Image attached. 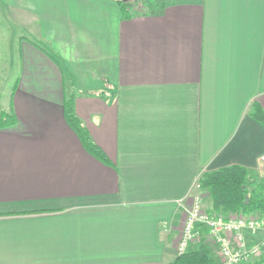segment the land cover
Segmentation results:
<instances>
[{
    "label": "crops",
    "instance_id": "crops-1",
    "mask_svg": "<svg viewBox=\"0 0 264 264\" xmlns=\"http://www.w3.org/2000/svg\"><path fill=\"white\" fill-rule=\"evenodd\" d=\"M18 23L31 38L7 35ZM71 96L108 162L67 122ZM253 104L264 0H0V264L173 262L205 173L243 166L258 191ZM245 236L263 243L264 228ZM201 244L219 263L208 237L187 251Z\"/></svg>",
    "mask_w": 264,
    "mask_h": 264
},
{
    "label": "trees",
    "instance_id": "trees-1",
    "mask_svg": "<svg viewBox=\"0 0 264 264\" xmlns=\"http://www.w3.org/2000/svg\"><path fill=\"white\" fill-rule=\"evenodd\" d=\"M123 13L125 17L131 16L124 4ZM250 114L264 127V107L259 104H253ZM65 115L67 122L81 138L85 148L101 161L108 162L105 153L96 145L88 130L77 116L72 96L66 99ZM10 122H12V120H8V118H0V125H6ZM249 176V170L239 165H232L205 173L201 179V184L203 189L207 190L210 194L212 208L209 209V211L223 214L241 212L247 215L260 212L264 215V197L255 196L250 192L248 185ZM257 189L259 192H264V179L259 181ZM247 196L249 197L248 203H246ZM169 264L218 263L210 257L208 246L206 244H201L198 250L192 252L186 251L178 255L177 258ZM255 264H262V262H256Z\"/></svg>",
    "mask_w": 264,
    "mask_h": 264
},
{
    "label": "built area",
    "instance_id": "built-area-1",
    "mask_svg": "<svg viewBox=\"0 0 264 264\" xmlns=\"http://www.w3.org/2000/svg\"><path fill=\"white\" fill-rule=\"evenodd\" d=\"M264 160V155L261 157ZM197 192L191 194V205L186 211L185 220L178 242V255L187 251L191 242H200L204 237L212 239L218 246V264H247L263 253L264 242L248 246L243 230L250 228L256 232L264 228V215L234 213H214L204 206L201 180L194 186ZM206 230V235L203 233Z\"/></svg>",
    "mask_w": 264,
    "mask_h": 264
},
{
    "label": "rangeland",
    "instance_id": "rangeland-1",
    "mask_svg": "<svg viewBox=\"0 0 264 264\" xmlns=\"http://www.w3.org/2000/svg\"><path fill=\"white\" fill-rule=\"evenodd\" d=\"M28 26H26L25 24H22V23H18L17 26H14L13 30H11L7 35L11 34L12 35V31H17L19 33H21V35L25 36L26 38H31L30 36V33L28 31ZM19 67L18 68L16 67V72L14 71L13 73L10 71L8 75V77H6L7 81L6 83L3 85V92H2V99L3 100H7L9 97H10V93L12 92V90H14V85L16 83V80L18 79V74H19ZM253 187V185H252ZM251 193L255 196H262L264 197V192H259V191H253L252 188H251ZM256 215H260V213H255ZM263 215V214H262ZM259 231V230H258ZM243 236H244V240H245V243L248 245V241L246 239V236H245V229L243 230ZM260 242L258 243H255L253 244L252 246L254 245H257V244H260ZM249 246V245H248ZM188 248V247H187ZM254 262H249L248 264H255L256 262H262V264H264V248H263V253L257 257L255 260H253Z\"/></svg>",
    "mask_w": 264,
    "mask_h": 264
},
{
    "label": "water",
    "instance_id": "water-1",
    "mask_svg": "<svg viewBox=\"0 0 264 264\" xmlns=\"http://www.w3.org/2000/svg\"><path fill=\"white\" fill-rule=\"evenodd\" d=\"M248 202H249V197L247 196V197H246V203H248Z\"/></svg>",
    "mask_w": 264,
    "mask_h": 264
}]
</instances>
